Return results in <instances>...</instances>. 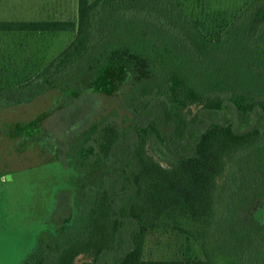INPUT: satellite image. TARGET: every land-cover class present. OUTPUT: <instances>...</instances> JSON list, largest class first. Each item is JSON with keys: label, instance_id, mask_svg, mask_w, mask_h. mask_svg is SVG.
<instances>
[{"label": "trees", "instance_id": "16d2710c", "mask_svg": "<svg viewBox=\"0 0 264 264\" xmlns=\"http://www.w3.org/2000/svg\"><path fill=\"white\" fill-rule=\"evenodd\" d=\"M195 6L77 0L73 17L0 21L74 32L40 71L0 85L3 107L53 90L57 106L120 94L128 112L99 113L62 157L44 112L6 123L8 137L51 150L68 169L57 194L73 196L17 264H264V0L214 32ZM152 230L183 235L203 257H144Z\"/></svg>", "mask_w": 264, "mask_h": 264}, {"label": "rangeland", "instance_id": "374dc122", "mask_svg": "<svg viewBox=\"0 0 264 264\" xmlns=\"http://www.w3.org/2000/svg\"><path fill=\"white\" fill-rule=\"evenodd\" d=\"M245 1L189 0L193 6L197 3L196 15L209 32L222 29L239 12ZM47 11L51 9H36L33 12L22 7L0 8V18L38 16ZM72 36L73 32L36 33L28 37H15L16 40L10 39L12 44L19 41L27 44L30 49L28 53L37 57L34 59L32 56L31 59L25 56L28 61L32 60L30 70L15 69L4 62L0 64V85H15L33 76L36 73L33 69L52 58ZM56 99L57 93L49 90L18 105L3 107L4 103H0V264H17L33 246L34 231L55 224L57 213L66 206L64 212L67 214L73 198L70 196V203H67L66 193L57 194V173L67 172L68 169H63L58 160L50 159V149L40 148L35 143L28 146L8 137L9 127L6 123L27 121L44 112L42 125L55 140L54 150L62 157L67 141L85 128L89 120L111 108L126 111L122 107L120 94L108 96L86 93L60 106L55 104ZM56 208L57 213H53ZM188 256L203 257L200 247L183 235L162 230L148 233L144 257ZM84 258L80 255L76 262L80 263Z\"/></svg>", "mask_w": 264, "mask_h": 264}, {"label": "crops", "instance_id": "0c3cea01", "mask_svg": "<svg viewBox=\"0 0 264 264\" xmlns=\"http://www.w3.org/2000/svg\"><path fill=\"white\" fill-rule=\"evenodd\" d=\"M29 8L32 9L33 12H36V9H51V11H47L41 13L40 15L31 16V17H7L0 18V21H7L12 19H45V18H66L73 17L76 14L77 0H0V8ZM57 32H73V31H53V32H11L0 30V64L3 62L5 65H13L15 69L22 70H30L32 65V60H27L26 58L30 57L35 59L37 56L32 54L30 55L29 48H27V44L19 42H15L12 44L10 39L16 40V38H20L23 36H30L36 33L38 34H48V33H57ZM16 37V38H15ZM74 37V32L73 36ZM72 38L62 47V49L72 40ZM62 49H60L57 53H59ZM56 53V54H57ZM55 54V55H56ZM54 55V56H55ZM26 56V58H25ZM53 56V57H54ZM25 59V60H24ZM51 59V58H50ZM49 59V60H50ZM3 60V61H2ZM5 60V61H4ZM45 61L39 64V67H35L33 71H40L42 67L49 61ZM11 63V64H10ZM5 71V70H4ZM16 85V84H15ZM10 86V85H7Z\"/></svg>", "mask_w": 264, "mask_h": 264}]
</instances>
